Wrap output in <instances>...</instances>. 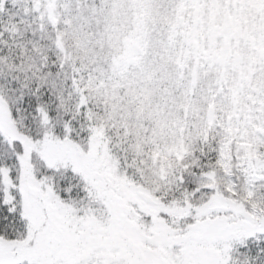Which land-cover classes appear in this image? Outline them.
I'll use <instances>...</instances> for the list:
<instances>
[{
	"label": "snow or ice",
	"instance_id": "obj_1",
	"mask_svg": "<svg viewBox=\"0 0 264 264\" xmlns=\"http://www.w3.org/2000/svg\"><path fill=\"white\" fill-rule=\"evenodd\" d=\"M0 264H264V0H0Z\"/></svg>",
	"mask_w": 264,
	"mask_h": 264
}]
</instances>
